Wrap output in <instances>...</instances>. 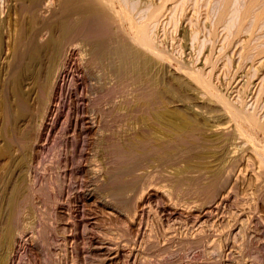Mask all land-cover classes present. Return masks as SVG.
Masks as SVG:
<instances>
[{"label":"rangeland","instance_id":"rangeland-1","mask_svg":"<svg viewBox=\"0 0 264 264\" xmlns=\"http://www.w3.org/2000/svg\"><path fill=\"white\" fill-rule=\"evenodd\" d=\"M140 1L141 0H129L130 3L133 2L132 4H134L133 13L135 18H140L142 16L141 14L147 11V7L144 5L145 0L141 1L142 3ZM246 1L247 0H238L239 12L242 11ZM41 2V8H39L38 11L39 14L37 13L39 19L41 18V22H43L44 19L51 20L52 16L50 12L48 14L47 11H49L48 8L50 9V6H52V8L54 7L53 1L45 0L44 5L43 0ZM49 2L52 3L50 4ZM17 3L18 0H0V19L3 20L4 24V29H2V51L0 54V102L3 99L2 97H4V101L13 98L9 89V77L11 72L10 58H12L11 48L13 47L11 35L14 25L9 27L8 23L9 21L14 22L16 18L15 15L17 11L15 6ZM29 3L30 2L27 4ZM135 6L137 7L135 8ZM192 11L191 8L188 9L184 14L185 16L181 17L179 15V18L176 14V17L180 20L174 17L175 15L172 16V13L171 15L167 12V15L165 14L163 18L159 20L160 22L158 21L153 25L154 29L152 26V35H156V38H158V40H155L157 41L158 49L160 48L159 50L162 52L164 51L162 53L164 54L163 62L166 63L163 64L166 66L168 65L167 68L169 72L167 71V77H169V79L172 77V75L169 76L170 73H175L179 77L183 76L189 79L193 78V74L197 76L199 72L194 70L195 66L197 68L201 65L199 62L204 61L203 55L209 51L208 47L212 44L206 32L208 30L207 28L203 29L204 32L200 31L198 34L197 32L192 34L194 32L191 31L193 28L192 25L195 26L193 23L196 22L194 18H197L194 14H191ZM114 14L117 15L118 11ZM190 14L194 16V18L191 17L193 20L189 18ZM203 16L204 15H201L199 20L200 22L201 19L205 20H203L204 22L202 24L204 27V23L209 21H207L205 17L202 18ZM10 18L11 20H9ZM263 21L264 20L258 22L260 26L257 24L256 28H260L252 32L249 30L251 23L253 24L252 18L248 17V20L246 19L245 22H243L245 26H243L238 36V43L235 47V58L232 59V57H230L231 54L229 55V53L231 52L228 51V48L222 50V58L220 57V61L217 65H220L218 71L219 78L214 77V80L211 78L209 91L207 90V86L202 90L203 95L207 99L211 97L212 101L213 99L215 101V105L213 103L214 106L210 105L209 107L213 109L222 108V110L219 109V111L225 113L227 111L225 110V108L227 109V105H232L231 107H234V105L241 107L242 102H244L243 99H246L245 103H243L244 106L241 108L245 109V111L246 109L252 111L256 108L255 106H258L256 108V110L258 109L257 112H259L257 115L263 120L264 97H262L263 100L260 98L256 100L255 98L257 96L256 94L259 92L261 82L264 81V79H262L264 77V54L261 56L259 55V59V56H257L258 53H256V48L258 47L259 52L264 44ZM119 24L120 22H118L116 26L114 23L116 29L119 28L118 30H120ZM123 30L126 31L127 26L124 27ZM222 30H220L222 32L219 38L223 41L224 37L222 38V36L224 34L226 35L227 30ZM184 31L187 33L185 34ZM189 32L192 35H190ZM183 34L187 37L185 38ZM203 34H206L207 37L206 35L203 36ZM126 36L129 38L132 37L131 34H127ZM191 36L193 37L192 39ZM45 37L46 35L43 31L39 38L44 40ZM196 38L197 40H194L192 43V40ZM207 38L210 40H207ZM247 39H249V42ZM182 40L184 44L181 47L185 49V52L182 51L183 49L179 46L182 45ZM195 41H201L200 43L206 41L204 44L205 46L200 50V54H197L199 49ZM220 41L221 40L215 43L216 48L213 43V47L215 48L214 50L212 48V51L215 53L214 56L221 52L223 44H219ZM73 42L66 44L65 53L61 56L62 58L60 57L58 59V62H55L57 64H53L54 66L52 65L51 67L47 64L48 68H51V70L49 68L51 72H48L50 74L47 76V78L49 77L50 79L48 78L46 80L47 82L44 83L46 86V88L45 86L43 87L44 92L41 91L37 93L38 89L35 88L33 84L31 85L30 80L22 81L23 85L21 84V88L27 93L31 105L28 110L30 116L28 115L22 117L23 119H19L17 123H15V128H17L18 137L23 135L24 132H29L31 140H29L28 147L25 150L26 158L24 157L23 160H21L20 165L22 175L19 179L21 180L19 183L22 186L20 194H22L25 199L22 198L23 200H21V203H23H20V207L17 210L18 215L15 220L17 223L13 230L14 232L12 231L13 237L11 238V242L8 246H4L5 250L8 247L6 250V253L8 251L7 264H36V261L44 262V264H264V206H260V209L258 207L259 205H263L260 194L264 190V169L261 168V170L255 173L252 171V168H255L254 163H251L252 160H248L250 158L253 160L257 158L256 151L257 153L261 151L260 154L264 155V139L261 137L262 132L258 131V129L256 130L248 127L244 130L246 132L243 131L244 134L247 133L246 135H236L237 137L233 140L230 139V141L227 138L231 137V135L228 136L229 131L232 132L236 124L234 119L232 123H235L227 129L228 131L226 129L213 131H207V129H205L206 135L207 133L209 135H220L224 140L222 141L223 143L221 142L218 144L222 140L221 138L217 139L219 140L218 142L217 140H213V142L208 140L210 145L207 143V146H210L208 148L211 150L209 151L208 148L206 149L207 146L204 147L200 142L198 146H203L204 149L196 147V150L207 151V155L205 152L204 154H200L203 157L197 154L200 158L197 156V158L194 157L191 164L189 159H187L188 161L186 160L187 157H190L188 156L190 154L188 149L181 148L185 151L183 152L179 147L175 151V154L173 153L169 159H166L167 162L164 160L165 163L155 162L151 164L152 166L144 164V166H140L141 168H136L134 173L136 176L138 175V185L133 189L126 190L123 196L114 199L110 197L108 190L105 189L107 187L104 185V174L109 167V162L105 157L101 158L100 148L102 145L103 147L105 145L108 146L111 142H117L120 141L121 138V140H123L132 135H151L152 133H150V131L156 133V135H161L163 132L162 130L158 132V125L156 123V126L153 123L155 121L152 117H149L150 113L154 110L156 111V109L158 110V108H162L160 111H163V105L165 109L174 108L180 111L184 110L182 111L183 113H187V110L189 112L190 108L188 103L190 102H188L186 98L189 96V91L181 87L178 89L180 90L177 93H180L179 95L174 93L172 95L174 98L172 97L171 99V96H168V100L166 98L164 99L167 100L166 103L161 99L163 98L161 97L162 95H158L160 100L156 96L155 99L157 98V100L154 101V99V102L151 101V103L153 102L154 104L155 102L157 103L158 100L160 102L162 101L161 103L158 101V104H156L157 106L150 103L149 105H151L152 109L151 107L147 108L148 110H146L145 107L144 110L143 108H138L136 104L138 99L139 101L141 99L140 96H142V94H140L139 91L142 89L138 91V87L133 85L131 80L128 79L129 81H126L128 85V87L126 86L127 88H125L126 84L123 85V88L121 86L117 87L123 89H121L120 92H124L123 95H125L126 98L123 95L121 96L124 98L118 93L116 94L117 89L114 90L116 87H113L117 86L113 84L116 82L114 81V77H109L107 75L108 79L107 77L104 78L101 76L99 70L96 69L98 71L96 72L91 66H87L89 64L87 62L86 65V61L89 57L88 54H84V49L86 53V47L83 46L81 50L80 47L82 45L78 41ZM245 43L250 44L249 46L251 48L248 47L251 49H249L250 51L245 50L247 51L245 52L243 50L248 49V45ZM192 44L195 45L196 49L193 48L194 46ZM165 46L168 47L166 48ZM239 51L241 56L238 54ZM248 51L250 53H248ZM254 52L257 54L256 56ZM245 53L247 55L243 58ZM193 54L195 55L193 56ZM227 55H229L228 57L230 59ZM239 56L243 58V60H240L241 63L239 61ZM250 56L252 59H250ZM197 57L198 61L196 60ZM222 63L224 64L223 68ZM187 66L189 68H187ZM191 69H193L195 73L191 72L193 71ZM47 70V66L45 65L43 74ZM184 72L187 74L191 72L193 74L192 76L191 74L185 75ZM92 73L93 75L95 74L96 78L91 75ZM94 78L98 79L95 80ZM132 87L133 91L131 90ZM134 87H136L135 90L137 89L136 91L140 94L135 92L134 96H136V98L133 97L132 93L135 91ZM107 88H111V91ZM103 89H105L107 93L110 91V93L115 92V94L111 93V95L110 93H106L105 95L103 93L106 91ZM28 90L30 94L26 92ZM6 92L7 98L4 95ZM136 93L139 95L138 97ZM102 95H105V97ZM107 95H110V97L108 96L110 101ZM104 98L107 99L105 100ZM10 99L8 101H11ZM121 100H126L127 104ZM128 100H130V102ZM133 100H135L136 103ZM169 100L171 102H169ZM258 101L259 103H257ZM196 104L200 105L199 103ZM223 104L226 105L223 106ZM135 107L138 108V110L141 109L139 111L143 112L142 114L146 111V118L141 115ZM154 107L156 109L153 110ZM184 107L185 109L187 108L186 111L182 109ZM227 113L229 112L227 111L225 115ZM226 116L231 118L230 114ZM150 118H152L151 121H148ZM143 119L145 120L143 121L145 124L147 122V124H149H146V127L142 122ZM197 119L198 118H196V121L200 120V118ZM149 122H152L155 126H152V123L150 124ZM152 127H156L155 130ZM235 127L236 130L238 128L240 129V127L237 128V125ZM145 128H149V133ZM230 128L232 130H230ZM2 129V117L0 115V135H4ZM1 130L3 132H1ZM144 130L147 133L143 132ZM220 131L225 132L221 133ZM199 132L200 131L197 133ZM197 133L196 135L203 134V132L202 134ZM127 135L130 136L126 137ZM240 136H242V138ZM1 139L0 136V153H2V149L5 150L4 147L1 146V144L3 145ZM101 140H104L102 142L103 144L98 147V142ZM230 142L234 144H230V146ZM19 144H21V142L17 144L19 147L15 146L12 148V153L9 154L10 156L4 153L6 151L0 154V177L7 173L5 171H7L6 169L8 167H13L10 158H17V156L21 155L20 152L24 151V147L21 148L23 144ZM212 144H215L216 149L213 148L214 146H211ZM217 144L218 146H216ZM234 145H236V147L233 149ZM208 152H211V154H208ZM195 160L202 165L199 164L198 169L195 168L198 164ZM188 162L190 165H185L186 163L188 164ZM193 162H195L196 166ZM251 164L253 165L251 166ZM203 165L204 168L197 171L199 167H203ZM185 168L188 174L185 173ZM193 168L196 169L197 172ZM220 168L222 171L221 181L222 183L224 182V186L223 188L219 186V190L217 189L218 191H215L216 189H214V192L212 191V187H216L211 186V190L209 189L208 193L205 187L209 185L206 186L205 184H208L209 177L212 175L211 173L218 171ZM13 170L15 171V168ZM189 170L193 171L192 174ZM255 174L260 177L262 176L259 182L254 181L255 177L253 176H256ZM11 175L15 177H11L13 178L11 179L9 177ZM17 175V172L11 173L10 175L5 174L2 178L4 181L0 179V196L2 198L8 195L10 191L9 188L12 182L14 183V179L16 180ZM191 177H194L193 179H195V181L198 179L199 181L194 183ZM199 177L202 178L200 179ZM262 179L263 181H261ZM6 180L8 184H5ZM225 192L227 194H225ZM22 195L20 197H22ZM0 203V209L2 210L5 204H3L2 201ZM2 204L3 206H1ZM1 210L0 219H2L0 220V229L3 231V216L6 215V212L4 213V211H6V206L3 209L4 211L2 210L3 212ZM1 222H3V224ZM43 237H45V242L43 241Z\"/></svg>","mask_w":264,"mask_h":264},{"label":"bare ground","instance_id":"bare-ground-1","mask_svg":"<svg viewBox=\"0 0 264 264\" xmlns=\"http://www.w3.org/2000/svg\"><path fill=\"white\" fill-rule=\"evenodd\" d=\"M41 1L42 0H18L17 5L15 6L16 7L15 9L17 11V12L15 11L16 12V15H15L16 18H15L14 22L9 21V23H8L9 27L14 25V29L12 30L13 31L12 35L10 34L12 36L11 42L13 44V47L11 48L12 58H10L11 59V65H10L11 72H10V77H9V79H10L9 80V87H10L9 89H10V93H11L13 98L12 99L9 98L11 101H8L9 99H7V101H4L5 99H4V97H2L3 99L0 102V115L2 117V128H3L2 130L4 131L3 132L1 130V132H3V134H4V135H0L2 138L1 139L2 143H3V145L1 144V146L4 147V149H5V150L2 149V153H0V154H3V151H6L4 153L9 155L10 153H12L11 152L12 148L17 146V144L19 142H21V144H23V146H21V148L24 147L23 148L24 151L23 152L21 151L22 152V153L20 152L21 155L17 156V158H14V159L10 158L12 160V166L13 167L10 166L6 169L7 171H5V172H7V173H5L6 175H10L11 173H14V172L15 173L17 172L18 175H17L16 180L14 179V183L12 182V185L9 188L10 191L8 192V195L4 196L3 198L0 196L1 197L0 202L2 201V203L5 204V206H6V211L3 210L5 206L2 209L4 211V213L6 212L5 213L6 215L3 216L4 217V219H3L4 227H2L3 231H2V229H0V231H2V232H0L1 233V236H0V246H1L0 247V264H7V260H8L7 253H8V251L6 253V250L8 247L5 250L4 246H6V245L8 246L9 243L11 242V238L13 237L12 233L14 232L13 230L15 229L16 223H17L15 221L17 218V215H18L17 210L20 207L21 200H23L22 198H24L23 195L20 194L21 193V187H22L19 183L21 181L19 179L22 176L20 165H21V160H23L24 157L26 158L25 150L28 147L29 140H31L29 132L28 133L24 132L23 135H20V137H18L19 135H17V130H16L17 128H15V126H16L15 123H17V121L19 119L29 115L28 110L31 106L29 103L28 95H27V93H25V91L22 90L21 84H22V81L24 82L25 80H30L31 82L30 81L29 82L31 83V85L33 84L35 86V88L38 89L37 93H39L41 91L44 92L43 87L45 86L44 83H46L47 82L46 80L49 78V77L47 78V76L50 74L48 72H51L50 67L53 64H57L55 62H58L59 61L58 59L65 53V50H66L65 46L69 42L78 41L82 45L80 47V49L83 48V46L86 47V53H85V49H84V54H86V55L88 54V57H89L86 61V65H87V62L89 64L87 66H91V68H93L95 70L96 69L99 70L101 72V76L104 78L107 77V79H108V76L114 77V81H116L115 82L116 84L115 83H113V84L117 85V86H113V85L112 86L116 87V88H114V90L117 89L116 94L118 93L120 96L124 94V92H122V91H121L122 92V94H121L120 90L124 87L123 86L124 84H126L125 88L128 87L127 82H126L128 79L131 80L133 85H136V87H138V91H139V89L140 90L142 89L141 90L142 92L141 91H139V92H140V94H142V96H140L141 99L142 98L143 99H142V101H141V99L139 101V99L137 98L139 101V102L137 101V104H136L138 106V108H143V110L146 108V110H148L147 108L151 107V105H149V104L151 103V101H153L155 99L156 96L158 97V95H160V96L162 95L161 96V97H163V98H161L162 100H164L165 98L167 99L168 96L169 97L171 96L170 98L172 99V97L174 98V96H172V95L174 93L177 94L180 91L178 89H180L181 87L185 88L186 90L189 91V93H188L189 96H187L186 98L188 99V102H190V103H188L189 108H190V110H189L190 113L188 112L187 108L185 109V107L182 109H185V111L187 110V113H185V112L183 113L182 111H184V110H182V109H181L182 111L174 109V108L173 109H170V108L165 109L164 105H163V109H164L163 111L162 110L160 111V109H162V108L159 109L158 107H157L158 108V110H157L155 107L157 106L156 104H158L160 97H158L159 100L157 101V103L156 102H155V104L153 103L154 101L157 100V98L152 102L153 105H156L153 108V110L156 109V111L155 110L152 111L150 113L149 117L153 118V120L155 121L153 123L155 125L157 123L158 126L157 125L156 126L158 129V132L160 130H162L163 133L162 132L161 133L164 135H162V134L156 135V133H153L152 131H150V133L155 134V135H152V134L151 135L150 134H148V135H141L140 134V135H132V136L127 135L126 137H128V136H130V137L125 138L123 140H121L122 139L121 138L120 141H117V142L116 141L111 142V144H108V146H106L104 144L105 146L103 147V145H102V147L100 148L101 158L105 157V159H107L109 162V167L107 168V170L104 174V185L107 187L105 189L108 190V192H109L108 194L110 195V197H112L114 199H117V197L123 196V194L125 193L126 190L133 189L136 185H138L137 182H139V178L137 177L138 175L136 176V174L134 173V170L136 168H138V167L141 168L140 166H142V165L144 166V164H147L150 166L151 164H153L155 162L165 163L166 159H169L170 156L173 155V153L175 154V151L179 147H180V149L181 148L188 149V151L190 153V154L188 153L189 154L188 156H190V157L189 158L187 157L186 160L189 159L191 161V162L189 161L190 164L192 163V159L194 157H196L197 154L200 155L202 153L204 154V152H205L207 155V151H202V150L197 151L196 150L198 147H200V146H198L199 143L201 142V144L205 147V146H207V143L209 144L208 140L213 142V140L215 141V140L220 139V138L222 139V137H220V135H218V134L209 135L207 133V135H206L205 129H207V131L208 130L213 131V130H219V129L220 130H224V129L227 130L231 125H233V123H235V122L232 123V121L234 119L236 121L235 126L237 125V128L240 127V129L238 128L236 130L235 129L236 127L232 126L233 130L230 128V130H232V132L229 131L228 136L231 135V137L227 138L228 140H230V139L233 140L238 135H242V136L246 135L247 133L244 134V132H246L244 130L248 127H251V129H256V130L258 129V131H261L263 133V134L261 133V135H262L261 137L264 139V118H263V120H261L260 116L258 117L257 114L259 112H257L258 109L256 110V108L258 106H255L256 107V108L254 107L255 109L252 108V109H254L252 111H249L247 109L245 111V109H242L241 107L244 106L243 103H245L246 99L241 98L244 100V102H242V104H241L242 105L241 107H239V106L237 107V105H234V107H231L232 105H230V106L227 105V109L224 107L225 110H227L229 112L226 115H228V114L231 115L230 116L231 118H228L225 115V113L227 111L225 113L219 111V109L222 110V108L213 109V108L209 107L210 105L214 106L215 101L213 99V101H214L213 102L212 98L210 96H209L210 99H207L203 95V91H202L203 88H206V86H207V90L209 89V87L211 86L210 85L211 78H212V80H214L213 79L214 77L219 78L218 77V74H219L218 71H219L220 65L219 66H217V65H218V62L220 61V57L222 58V54H221V53H223L222 50L225 48L226 49L228 48L229 49L228 51L231 52V53H229V55L231 54L230 57H232V59L235 58L234 57V55L236 53L235 47L238 43V39H239L238 36L240 35V32L243 29V26H245L243 22H245L246 19L248 20V17H251L253 24L251 23L250 27L248 25L249 30L252 32L253 30H255L257 28H260V27L256 28V26H257V24H259V26H260V23H258V22H262V20H264V0H247L246 4H244V7H243L241 12H239L240 10L238 7L239 6L238 0H145V1L141 0V1H144V5H146L147 11H146V13L143 11L144 14H141L142 15L141 17L139 15L140 18L134 17V13H133L134 4H132L133 2L130 3L129 0H52L54 7L52 8V6H50V9L48 8L49 11H47L48 14L50 12V15L52 16V18H51V20L44 19L43 22H41V18L39 19V16H38L39 8H41L40 7V5L42 3ZM28 2H30V3L27 4ZM44 3H45V0H43V5H44ZM49 3L51 4L52 2H49ZM47 6H48V4H47ZM136 7L137 6H135V8ZM146 7H145V10H146ZM190 8H191V10H193L191 12V14L192 15L194 14L197 17V18H194V16H192L191 14L189 17L192 20H193V18L196 19L195 20L196 22L193 23L195 26L192 25L193 28L191 29V31H194L192 34H194L195 32H197V34H198L200 31L204 32L203 29L207 28L208 30L207 31L205 30V31L208 33V35H209L208 37L212 41V44L210 43L212 47L211 46H210L211 48L208 47L209 51L203 55L204 61L199 62V63H201V65L198 66L197 68L195 66L194 70L196 72H199V73H197L198 74L197 76L196 75L194 76V74L191 73V72H194V70L191 69L193 71L190 70L191 72H189V74H191V76L193 74V76H192L193 78L191 77L192 79H189V78H186L183 76L179 77L175 73L174 74L170 73L169 76L172 75V77L169 79V77H167L168 76L167 73L169 72L168 68H167L168 65L166 66L163 64V63H166V62H163V55L164 54H162V53L164 51L162 52L161 50H159L160 48L158 49L157 41H155L156 39L158 40V38H156V35L155 36L152 35V26L155 25V23H157L161 18H163V16L167 12H169L168 14L172 13L173 14V15L171 14L172 16L175 15L174 17H176V14H177V16L179 18V15L181 17L185 16L184 15L185 12ZM116 11H118L117 15L114 14V13H116ZM171 15H169V16L171 17ZM201 15H204L202 18L205 17V19L207 21H209V22L204 23V27L202 26V24L205 20L201 19V22L199 20L200 19L199 17ZM191 17H193V18H191ZM171 18H173V17H171ZM9 20H11V18ZM178 20H180V19H178ZM183 21H184V19H183ZM118 22H120V24H119L120 30H118L119 28L116 29V27L114 26V23L116 25V24H118ZM169 22H170V20H169ZM175 22H176V20H175ZM191 22H194V21H191ZM263 23H264V21H263ZM3 26H4L3 20L0 19V54L2 51V38H3V36H2L3 30L2 29H4ZM126 26H127V30L125 31L123 29ZM220 28L227 30L226 35L224 34L225 36L224 35L222 36V38L224 37L223 41H222V39L219 38V36H221L220 35L221 32L223 31ZM153 29H154V26H153ZM220 30H222V31H220ZM43 31L45 32L46 37L44 40H41L39 37L43 33ZM250 31H248V32H250ZM184 33H185V31H184ZM127 34H131L132 37L129 38L128 37L129 35L126 36ZM185 34H183V35L186 38L187 36ZM189 34L192 35L190 32H189ZM197 34H195V35L198 36ZM205 35L203 34V36H205ZM247 36H249V35H247ZM193 37L195 38L194 35H193ZM193 37L191 36V39ZM206 37H207V35H206ZM209 38H207V40H210ZM180 39H181V37H180ZM202 39H204V38H202ZM194 40H197V38L193 39L192 43ZM198 40H200V39H198ZM219 40H221L219 44H223L222 45L223 47L221 48V52H219L218 55L214 56L215 53H214V51H212V48H213V50L216 48L215 43H217V41H219ZM248 40L249 39H247V41ZM159 41H161V40H159ZM197 42H196V44H197L196 46L199 49V50L197 49L199 52V53L197 52V54H200L201 53L200 50H202L203 46H205L204 44L206 41L203 43H200L201 41L198 43ZM239 42H242V41H239ZM160 43H162V42H160ZM213 43H214L215 48L213 47ZM183 44H184V41H183L182 45H179V46L181 47V46H183ZM190 44H191V42H190ZM194 44H192L194 46L193 48H195ZM245 44L248 45V46L246 45L247 48L250 47L249 46L250 44H248V43H245ZM220 46H219V48H220ZM259 47H261V46H259ZM263 47H264V44H263ZM263 47L260 48L261 50L259 52H258V50H259L258 47L256 48L257 52L255 51L256 49L254 50L256 53H258V55H257L254 52L255 56L256 55L261 56L264 54V48ZM177 48H178V46H177ZM193 48H192V50H193ZM219 48H217V49H219ZM250 48L243 49V50L244 51L249 50ZM184 50L185 49H183L182 51H184ZM192 50H191V52H192ZM249 51H248V53H250ZM79 52H80V50H79ZM245 52H247V51H245ZM80 53H79V55H80ZM241 53H242V51H241ZM172 54H173V52H172ZM238 54L240 55V51ZM182 55H184V54H182ZM194 55L195 54H193V56ZM229 55H227V57ZM246 55L247 54L245 53L243 58ZM240 56H239V61L241 59L243 60V58H240ZM260 56H259V59H260ZM167 57H169V56H167ZM213 57H215V58H213ZM254 58H256V57H254ZM250 59H252V57ZM196 60L198 61V57L196 58ZM230 62H232V61H230ZM184 63H182V64H184ZM223 63H225V62H223ZM240 63H241V61H240ZM47 64L50 66L49 67L50 70H49ZM45 65L47 66V69L49 71L47 70L43 74V72L45 71V70L43 71V68ZM237 65H236V68H237ZM223 67H224V64H223L222 68ZM238 67H239V65H238ZM187 68H189V67L187 66ZM87 69H88V67H87ZM97 70H96V72H98ZM87 71H85V72H87ZM182 71H183V69H182ZM93 73L91 75H93ZM186 74L187 73H185V75ZM189 74H187V75H189ZM178 75H180V74H178ZM93 76L95 77V74ZM253 77H255V76H253ZM97 79H95V80H97ZM100 79H103V78H100ZM262 79H264V77ZM109 80H111V79H109ZM6 82H8V81H6ZM212 85H213V83H212ZM260 85L261 86H260L259 92L256 94L257 96L255 97L256 100L259 98L262 99V97H264V81L261 82ZM118 86H121L122 88L119 89L120 87L117 88ZM136 87H134V90ZM45 88H46V86H45ZM111 88H107V89L110 90ZM118 89H119V91H118ZM103 90H105V89H103ZM131 90L133 91V87L131 88ZM136 90L134 92H132L133 97H135V98H136V96H134L135 92L138 93V91H136ZM35 91H36V89H35ZM110 91H109V93H110ZM26 92H28V94H30L29 90ZM125 92H126V89H125ZM106 93H107V91L103 94L106 95ZM109 93H107V94H109ZM111 93L115 94V92H111ZM138 94H137V97L140 95V94L139 95ZM179 94H177V95H179ZM4 95L7 98V92H6V94L4 93ZM105 95H102V96L105 97ZM245 95H247V94H245ZM2 96H3V94H2ZM108 96L110 97V95H107V97ZM123 96L126 98L125 95H123ZM123 96H121V97H123ZM180 96H182V95H180ZM109 97H108V99L110 101ZM111 98H112V96H111ZM186 98H184V99H186ZM101 100H103V99H101ZM167 100H164L165 102L164 101L163 102L166 103ZM170 100H169V102L172 101V100L171 101ZM256 100H254V101H256ZM128 101L130 102V100H128ZM133 101L136 103L135 100H133ZM259 101L257 103H259ZM122 102H124V103L126 102V104H127L126 100L125 101L123 100ZM122 102H121V104H122ZM134 102H133V105H134ZM225 102H226V100H225ZM186 103H187V101H186ZM196 103H199L200 105H197ZM213 103H214V105H213ZM216 104H217V102H216ZM225 105L226 104H223V106H225ZM255 105H256V103H255ZM38 106H39V104H38ZM121 106H123V105H121ZM138 108H136V109L138 112H140L139 110H141V109L138 110ZM151 109H152V107H151ZM140 113H141V115L145 116L146 111L144 114H142L143 112H140ZM148 113H147V115H148ZM139 114H138V116H139ZM195 117L198 119L200 118V120L197 119L198 121H196ZM138 118H140V117H138ZM145 118H146V116H145ZM152 118H150L148 121H151ZM144 119L142 120V122L147 120L148 117H147V119H145V120ZM140 122H141V120H140ZM149 123L151 124L152 122H149ZM153 123H152V126H155ZM143 124H145V122H143ZM146 124H145V127H146ZM147 125H149V124H147ZM147 127H149V126H147ZM152 128L155 130L156 127L155 128L152 127ZM147 129L145 128V130L148 131V133H149V128H147ZM157 129H156V131H157ZM145 130L143 132H145ZM198 131H200L199 132L200 134H202V132H203L204 135L203 134L202 135H196V133ZM220 132L222 133L225 131H220ZM220 132H219V134H220ZM145 133H147V132H145ZM199 133H197V134H199ZM199 136H200V139H199ZM206 136H208L209 138ZM242 136H240V137L242 138ZM196 138H198V139H196ZM198 140H200V141H198ZM103 141L104 140H101L98 142V147H100V145L103 144L102 143ZM206 141H208V142H206ZM218 141L219 140H217V142ZM222 141H224V140L222 139L218 144H220ZM236 141H237V138H236ZM259 141H260V139H259ZM205 142H206V144H205ZM21 144H19V145H21ZM215 144L214 145L212 144L211 146H214L213 148H215ZM218 144L216 146H218ZM230 144H234V143L230 142L229 145ZM203 146H201L199 149H201V148L204 149ZM17 147H19V146H17ZM208 147H210V146H207L206 149ZM235 147H236V145L233 146V149ZM223 148H224V146H223ZM183 149H181V150H183ZM215 149H214V151H215ZM231 149H232V147H231ZM208 150H209V148H208ZM221 150H222V148H221ZM254 150H255V147H254ZM209 151H211V150H209ZM183 152H185V151L183 150ZM260 152L257 153V151H256V156H257L256 159H254V160L251 158L248 159L249 161L252 160L251 163H254L255 168H252V167L251 168H252V171H254L255 173H257L259 170H261V168L264 169L263 168L264 167V155L260 154ZM209 153L211 154V152H208V154ZM175 156H177V155H175ZM200 156H202V155H200ZM197 157L200 158L199 156H197ZM248 160H247V162H248ZM168 161H170V160H168ZM189 162H188V164L186 163L185 165L189 166L190 165ZM195 162H196V160H195ZM195 162H193V164H195ZM168 163H170V162H168ZM196 163H198V162H196ZM22 164H23V162H22ZM199 164L200 163H198L197 166L195 164L196 167L194 165L193 166L198 169ZM248 164H247V166H248ZM252 165L253 164H251V166ZM201 166L199 167V170H197V171H200L201 168L202 169L204 168V165H203V167H201ZM14 168H15V171L13 170ZM186 168L184 171H186ZM194 170L196 171V169H194ZM184 171H182V172H184ZM189 171H191V174H192L193 171L192 170H189ZM204 171H205V169H204ZM178 172H177V175H178ZM187 172L188 171H186L185 173H187ZM221 172H222L221 168L218 169V171H215L213 173L210 172L212 175H210V177L208 176L209 177L208 184L204 183L206 186L209 185V186H207L209 188H207V187H205L206 189L204 188L205 190H207V192L209 191V189L211 190V186L216 187V188L212 187L213 192H214V189H216L215 191H218L219 186L221 188H223L224 182L222 183V181H221L222 180L221 179V175H222ZM5 174L2 175V177H0V179H2L3 176H5ZM12 175L9 177L10 178L13 177ZM194 176H196V175H194ZM180 177H183V176H180ZM208 177H207V179H208ZM253 177H255V179L253 178L254 181L259 182V179H261L262 176L260 177L259 175H256ZM10 178H8V179H10ZM13 178H11V179H13ZM199 178L201 179L202 177H199ZM204 178H206V177H204ZM192 179H190V180H192ZM263 179L261 181H263ZM193 180H194V183L196 181H199V179L196 181H195V179H193ZM179 181H181V180H179ZM6 183H7V180H6L5 184ZM192 184H193V182H192ZM7 186H9V185H7ZM5 191H7V190H5ZM225 194H227V193L225 192ZM21 195H22V197H20ZM260 195H261V199L263 200V205H259L258 206L259 209L262 206H264V190L261 192ZM262 200H261V202H262ZM3 204L1 206H3ZM243 206H245V205H243ZM1 223L3 224V222H1ZM43 241L45 242V237H43ZM46 242H47V240H46ZM2 248H4V249H2ZM36 264H44V262L42 263V262L36 261Z\"/></svg>","mask_w":264,"mask_h":264}]
</instances>
